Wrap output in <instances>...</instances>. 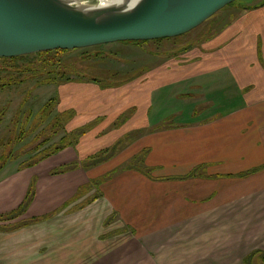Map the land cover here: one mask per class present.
I'll use <instances>...</instances> for the list:
<instances>
[{"label": "crops", "instance_id": "crops-1", "mask_svg": "<svg viewBox=\"0 0 264 264\" xmlns=\"http://www.w3.org/2000/svg\"><path fill=\"white\" fill-rule=\"evenodd\" d=\"M260 8L153 73L142 66L137 78L106 89L79 81L68 88L72 94L62 93L58 113L72 112L66 132L96 123L74 146L35 166L0 170V215L33 189L24 215L0 227L53 213L0 231V264H246L249 257L264 264ZM180 84L190 92L173 97L186 100V110L151 117L153 95ZM172 116L183 119L167 124ZM115 144L112 158L82 167ZM143 151L139 165L153 179L124 167ZM104 174L103 192L91 189L96 199L82 206L89 199L77 196L79 188Z\"/></svg>", "mask_w": 264, "mask_h": 264}, {"label": "rangeland", "instance_id": "rangeland-1", "mask_svg": "<svg viewBox=\"0 0 264 264\" xmlns=\"http://www.w3.org/2000/svg\"><path fill=\"white\" fill-rule=\"evenodd\" d=\"M263 5L264 0H236L216 12L192 31L178 37L169 38V40L160 39L159 42H148L139 45L117 42L66 51L60 55V62L56 71L66 72L68 82L62 81L59 85L41 84L39 82L45 77L47 68L42 69L44 65L38 56L29 55L28 58L15 63L0 61V84L3 80H10L11 78L15 82L12 85L0 88V110L5 109L3 115L0 116V139L18 134L22 135V132L30 130L32 118L40 108L53 98L57 99L58 106V97L62 93L70 91L72 94L74 92V89L69 90L68 88H73L71 86L76 83V80L80 81L79 83H93L103 90L106 89L105 86L108 84L115 85V83L122 82L129 77L137 78L138 74L143 72L142 66L149 68L153 73L161 65H165V62L175 58L179 52L178 48L192 45L199 49L201 45L206 46L208 42L216 40L217 34L237 24L243 16L251 11L261 9L260 7ZM26 68H29L30 71H24ZM65 83L67 84L64 85ZM171 92H173L172 97L170 96ZM188 92H190L188 87L186 88L181 84L173 89L170 87L162 88L161 92L153 95L151 117H169L177 110L180 111L181 109L183 111L182 108H185L188 102L182 98H174L173 94L186 95ZM197 100L194 103H201L200 99ZM57 113L56 107L53 109L51 117ZM28 115L31 117L28 123H25ZM185 117L187 116L185 115ZM167 119L171 120L166 123L172 124L181 121L183 118L172 116V118ZM48 121H45L35 132L28 131L24 137H19L18 142L14 143L13 153L10 155L14 159H10L11 161H8L5 165L8 166L10 172L18 169L22 163L43 154L41 153L43 149L53 147L59 142L63 135L62 132L54 135L47 132V136H50L49 141L36 149L37 143L42 141L41 137L36 139V136L47 126ZM5 149L6 147L1 149L0 156L5 154ZM121 149L118 151H121ZM107 178H109L107 174L98 176L101 183H104ZM97 189L99 192L102 191L100 187ZM90 193H87V199L93 196V193ZM9 225L12 224L9 223Z\"/></svg>", "mask_w": 264, "mask_h": 264}, {"label": "water", "instance_id": "water-1", "mask_svg": "<svg viewBox=\"0 0 264 264\" xmlns=\"http://www.w3.org/2000/svg\"><path fill=\"white\" fill-rule=\"evenodd\" d=\"M236 0H0V58L184 35Z\"/></svg>", "mask_w": 264, "mask_h": 264}, {"label": "trees", "instance_id": "trees-1", "mask_svg": "<svg viewBox=\"0 0 264 264\" xmlns=\"http://www.w3.org/2000/svg\"><path fill=\"white\" fill-rule=\"evenodd\" d=\"M164 40V39H163ZM165 40H169V39H165ZM161 41L160 39L158 40H153V41H139V42H122L123 44H132V45H139V44H144V43H148V42H159ZM192 48V45H187L185 47H181L178 48L179 52L178 55H181L185 52H187L189 49ZM66 50H55V51H48V52H41V53H37V54H32L34 56H38L41 60H42V64L43 66L42 69L47 68L46 71V75L44 78H42L39 82L41 84H57L59 85L62 81H67V73L66 72H59L56 71V69L58 68V63L60 62V55L62 53H65ZM29 55L26 56H20V57H14V58H0V61L3 62H11V63H15L17 61L23 60L28 58ZM46 65V67H45ZM29 69V68H28ZM27 68L24 69V71H30ZM131 79V77H129L126 80ZM13 78H11L10 80H3L2 83L0 84V88H4L7 87L9 85L14 84V80ZM125 81V80H123ZM122 81V82H123ZM68 82V81H67ZM75 82H78V80H76ZM119 82V83H122ZM117 83H115L116 85ZM114 84H108L107 86H105L106 88L113 86ZM57 107V99L53 98L49 101H47L41 108L40 110L34 115V117L32 118L31 124H30V130H28L29 132H35L36 129H38L43 123H45V121L49 120L47 123V126L36 136V139H39V137H41V142L37 143L38 145H36V149H38L39 147H42L43 145H45L48 141H49V135L47 136V132L50 135H54L56 133L62 132L63 135L62 137L59 139V142H57L53 147L50 146L49 148L43 149L41 151L40 156L35 157L34 159L28 161V162H24L19 166V169L21 168H27V167H31V166H35L38 163H40L41 161H43L44 159L50 157L51 155H54L56 153H58L59 151L67 148V147H72L75 145V143L77 142V140L79 139V137H81L82 135H84L96 122L90 123L87 126H84L80 129H76L74 131L71 132H66L65 131V124L66 122L69 120V118L72 116V112H66V113H57L54 116L51 117L52 111L54 108ZM5 109L0 110V116L3 115ZM30 115H28L25 119V123H28V120L30 119ZM51 117V118H50ZM27 131V132H28ZM27 132H22V135L18 134V135H14V136H9L6 139H0V151L3 147H6V151L5 154L2 156H0V170L7 164L8 161L13 160L14 158H11V153L12 152V147L14 146L15 142H18V140L22 137H24L26 135ZM20 137V138H19ZM116 144L111 147V149L102 151L98 154H96L95 156L89 158L85 163L82 164V167L84 169H88L90 167L93 166H97L99 164H102L104 162H106L108 159L112 158L114 153H115V149H116ZM52 147V148H51ZM34 149V148H33ZM34 149V150H36ZM45 151V152H44ZM146 154V151H143L140 155V157L138 156H134L124 167L127 170H135L137 172H139L140 174L144 175L147 178L153 179L151 176V169L145 167V166H140L139 164L142 165L143 162V157ZM11 159V160H10ZM76 165H64V166H60L54 170H52V175H58V174H63L66 173L70 170H73L74 168H76ZM101 184V180L95 179V180H91L87 185L79 188L78 192H77V196L78 195H84L85 193H89L91 191V189L93 188H98ZM95 194H93V196L91 197V199H96L94 196ZM32 197H33V189L32 187L29 188L23 202L20 204V206L13 210L12 212L5 214V215H0V222L1 223H5V222H10L13 220L18 219L19 217L23 216L24 213L26 212L28 206L30 205L31 201H32ZM91 199L84 201L82 206L85 205L86 203H88ZM52 214H49L45 217L42 218H32L29 220H23L21 222L12 224V225H8V226H1L0 227V231H12V230H16L18 228L24 227L26 225L38 222L42 219H46L50 216H52ZM246 264H250V257L247 258L246 260Z\"/></svg>", "mask_w": 264, "mask_h": 264}, {"label": "bare ground", "instance_id": "bare-ground-1", "mask_svg": "<svg viewBox=\"0 0 264 264\" xmlns=\"http://www.w3.org/2000/svg\"><path fill=\"white\" fill-rule=\"evenodd\" d=\"M99 1H101V3H103V4L105 3V0H99Z\"/></svg>", "mask_w": 264, "mask_h": 264}]
</instances>
